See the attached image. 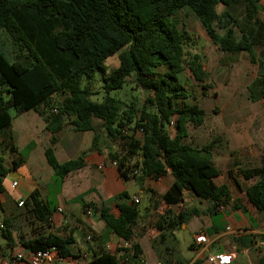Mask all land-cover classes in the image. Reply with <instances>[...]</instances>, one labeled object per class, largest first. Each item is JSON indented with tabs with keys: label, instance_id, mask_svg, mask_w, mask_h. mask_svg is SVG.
<instances>
[{
	"label": "trees",
	"instance_id": "16d2710c",
	"mask_svg": "<svg viewBox=\"0 0 264 264\" xmlns=\"http://www.w3.org/2000/svg\"><path fill=\"white\" fill-rule=\"evenodd\" d=\"M219 5L225 7L222 12ZM185 6L199 17L219 50L245 52L251 63L259 60L258 40L252 34L264 11L262 0H0V132L10 128L16 117L34 110L51 135L45 156L53 169L52 180L45 198L36 188L24 199L29 213L40 224H50L66 177L87 165L85 155L64 162L56 155L59 135L68 123L77 131H94L98 119L109 136L121 138L119 148L110 147L109 157L117 161L124 181L134 179L149 195V206L143 211L140 203H118V216L105 203L97 206L87 202L85 193L75 198L85 211L90 209L105 221V243L114 234L132 244L120 256L103 251L86 264H139L143 248L136 226L143 216L153 209L159 211L155 227L163 235L191 217L201 216L196 206H185V193L209 203L204 213L213 219L210 235L221 231L215 219L221 207L233 203L250 217L241 203L246 198L264 212V165L228 171L242 193L233 200L230 186L214 180L223 172L214 161L211 146L197 147L186 141L189 125H201L207 112L189 100L190 93L180 77L189 69L201 82L207 73L198 54L188 56L190 34L175 20ZM237 6L244 7L240 15L231 11ZM116 54L119 66L108 72L107 60ZM158 68H164L162 74ZM98 77L105 91L102 99L94 98L100 93L95 88ZM130 78L149 92L139 105L111 95ZM247 90L250 101L264 99V58L259 75ZM93 145L101 152L99 134L94 136ZM34 147L35 142H30L18 150L11 136L8 143L0 141V201L4 179L21 166ZM7 152L13 157L11 167L3 157ZM168 174L174 181L166 193L145 187L148 179ZM240 179L255 181L242 191ZM117 198L129 199L130 195L123 191ZM13 220L12 216L4 218L0 230L10 249L19 242L36 251L56 246L63 256L72 255V234L38 232L30 238L23 234L17 238ZM259 264H264V254Z\"/></svg>",
	"mask_w": 264,
	"mask_h": 264
},
{
	"label": "rangeland",
	"instance_id": "374dc122",
	"mask_svg": "<svg viewBox=\"0 0 264 264\" xmlns=\"http://www.w3.org/2000/svg\"><path fill=\"white\" fill-rule=\"evenodd\" d=\"M262 4H264V0H262ZM224 8L223 5H219L218 11L222 12ZM231 11L236 15H240L244 11V7L237 6L232 8ZM175 20L178 22L181 30H186L190 34V40L186 44L188 56L191 57L193 54H198L207 73L204 81L201 82H198L193 78L189 69L183 72L180 77L184 86L190 93L189 100L199 103V105L207 112L205 120L201 125H189V136L186 138V141L194 146L201 147L207 144L211 139H214L216 134L223 130H264V99L258 102L250 101L247 90L248 84L259 75L260 63L264 58V11L259 14L258 21L254 25L252 34L255 40H258L256 51L259 53V60L256 63H251L249 55L245 52L230 54L219 50L216 44L208 38L199 17L189 6L182 8L175 15ZM118 63L119 58L117 54L110 57L107 60L108 72L116 68ZM156 70L159 74H162L164 68H158ZM102 84L103 83L98 77L95 83V88L96 90H99L100 93L94 95V98L102 99L105 95V91L101 87ZM205 84H208L210 87L205 89ZM148 94L149 92L147 90L138 87L131 78L122 89L111 92V95L124 99L127 102L134 100L138 105L146 99ZM95 126L96 130L94 131L82 132L77 131L73 124L68 123L60 133L59 144L56 146L59 160L62 162L71 158L79 157L80 155H85V153L90 152V150L99 152L97 147L93 145L94 136L99 134L101 154L104 159L107 160V166H111L112 160L109 157L110 147L112 146L115 149L119 148L122 139L109 136L105 128L102 127L101 121L98 119H95ZM170 128L171 127H169V129ZM11 132L14 134L21 147H24L32 140L36 141L37 148L34 153V161L38 165L39 171H41V175L38 177V183L41 192L45 197L47 195L46 183L50 180V171L53 172V169L48 164L44 154V149L46 146L50 145V139L48 137L49 132L45 129L43 118L34 110L16 117L10 128L0 132V141L6 143L10 142ZM215 139L217 140L215 146L218 145L216 148L217 151L226 152L229 151L230 148H233V145L230 148L228 147L225 142V137L221 136ZM240 150L242 149H235V154L242 157V153L239 152ZM3 157L6 160L7 165L11 167L13 165V157L10 153L7 152L3 154ZM93 167L95 169L92 171V183L99 189L100 186L104 185L105 177L103 172L96 168L97 164ZM87 169L91 170L92 164H89ZM18 174L20 176L18 179L22 180V182H31V174L28 168L24 167L19 169ZM12 180L13 178L11 174L4 179L5 192L3 193V196H5L8 201L6 204L0 203V223H3L4 218L11 216L14 217L13 233L15 237L18 238L20 234H23L26 238H30L38 232L58 233L62 231V233H68L71 232L72 228H76V225L85 227L84 221L81 220L83 216L88 215L85 212V207L75 200V198L80 195L79 193L87 187L85 181H82L79 186L73 188L71 195L75 194V197L70 198L69 201L62 199L63 212H66L67 216L68 213H70V209L76 210L73 216H71L72 221L68 222L65 219L67 223L63 221L64 223L57 227L52 222L48 225L40 224L34 219L32 214L29 213L28 207L25 204L19 206L17 205L18 202H14V198H12L13 194L11 193L12 197L10 196V192L13 190L11 186ZM220 180L229 181L227 175H225L224 179H219V181ZM69 181L71 180H68V182ZM134 182L136 186L132 187L130 183L124 181L125 186L131 193L139 190L138 182L135 180ZM149 187H152V185L149 184ZM88 192L89 190L84 193ZM63 195L66 197L70 195V193L64 192ZM148 197V193L144 191V196L139 204L142 211L146 210L149 206ZM241 203L244 205L243 201H241ZM186 205L187 204L185 203V206ZM193 205L202 213L200 217H191L184 225L178 227L174 231H167L165 235L159 231L158 235L151 239L149 236H152V233L157 234L155 224L160 216V212L153 209L147 214V216L141 218V221L136 226V231L141 235V242L148 258H151L155 252L158 254L161 261H170L169 264H173L171 261L173 260L176 264L177 262H185L186 259L193 257L194 254L190 249V244L194 241L193 231L198 227L200 220L205 221L208 219V216L204 212H207L209 203L206 200L197 198ZM179 209L180 208L178 207L174 208L176 212H179ZM160 210L162 211L163 208L160 207ZM89 219L94 222L97 230H100L102 227L105 228L106 223L100 218L98 213H93ZM215 219L217 224L223 223L222 215H216ZM85 221H87V217L85 218ZM88 228L89 227L86 226L84 230L77 232L78 240L86 235ZM163 237H166V239H163ZM98 239L99 237L93 238L90 241H97ZM109 241L113 243L112 251L106 247V243H100L102 247L99 251H109L117 253V256H120L121 253H118L119 248H117V245L121 242V239L112 234ZM82 243L85 242L82 241ZM0 244L2 246L0 251L5 254V256L2 257H8L10 252L14 249H10L2 234H0ZM18 246H20L19 242L16 247ZM168 246L172 249L168 248L166 250V247ZM167 251L169 252L168 254ZM91 257L92 255L89 259H91ZM241 264H259V262L257 261L256 256H251L247 262Z\"/></svg>",
	"mask_w": 264,
	"mask_h": 264
},
{
	"label": "crops",
	"instance_id": "0c3cea01",
	"mask_svg": "<svg viewBox=\"0 0 264 264\" xmlns=\"http://www.w3.org/2000/svg\"><path fill=\"white\" fill-rule=\"evenodd\" d=\"M119 66V63H118ZM117 66V67H118ZM24 114V113H23ZM22 114V115H23ZM11 142L18 148V150L23 149L24 147H21L14 134L11 132ZM225 137V142L227 143L228 147L230 148L233 145V148H230L229 151L221 152L217 151L218 145L215 146V142L217 141L215 138L217 137ZM49 139L51 137L49 133ZM214 139H211L207 144L210 145L212 148V152L214 155V161L219 169L222 170V175L217 177L215 182L218 185L221 184H228L230 186L233 200H237L241 197L240 189L237 188V186L234 184L232 178L229 176L228 171L230 169H235L237 171V167L244 166V167H251V166H261L264 165V130H256V131H235V130H223L216 134V137ZM60 140V139H59ZM30 142H35V147L31 150L26 160L21 164V166L16 169L15 171L10 172L13 180L11 183V186L13 190L10 192V196L12 197L11 193L13 194L14 202H18L17 205H19V202L21 199H26L29 197L31 192L35 190L36 188L40 189V185L38 183V177L41 175V171L38 169V165L34 161V153L37 148V143L35 140H32ZM29 142V143H30ZM28 144V143H27ZM59 144H56V146ZM55 146V151H56ZM204 146V145H203ZM48 146H46L47 148ZM199 147V146H197ZM202 147V146H201ZM45 148V149H46ZM242 149L239 152L242 153V157L235 154V149ZM44 149V154H45ZM215 150V151H214ZM243 151V152H242ZM57 155V151H56ZM62 156V155H61ZM85 156L87 157V165L75 172H72L68 177H66L62 191L58 195V206L57 210L54 212L52 217V223H54L57 227H59L62 223L67 221H72L71 216H73L75 210L70 209V213H68V216L66 212H63L62 208V199L69 201L70 198L75 197L76 195H71V192L73 191V188L76 186H79L82 181H85L86 188L81 191L79 194H83L84 192L88 191V193H85V200L87 202H93L97 206H101L102 204H106L111 208L112 213L115 216H118L120 211L118 209L117 204L120 202H128L132 203L134 196H140V203L142 201V198L144 196V191L140 189L134 191L131 193L129 189L125 186L124 180L121 178L120 173L118 171V168L111 164V166H107L108 162L104 159L101 152H95L90 150V152L85 153ZM46 157V156H45ZM58 157V156H57ZM98 157V158H97ZM217 157V158H216ZM68 158V157H67ZM77 158V157H75ZM97 158V159H96ZM59 159V158H58ZM69 160V159H68ZM67 161V160H66ZM244 161V162H243ZM64 162V161H62ZM89 164H92V169L88 170L87 166ZM97 164V169L102 171L104 174V185L100 186L98 189L96 185L92 183L93 180V169H95L93 166ZM101 164H104V167L102 169L99 168ZM28 168L30 170V180L31 182H22V180H19L20 177L18 174L19 169L22 168ZM37 170V172H36ZM50 171V170H49ZM9 174V175H10ZM37 174V175H35ZM53 172L50 171V180L46 183L48 185L52 180ZM225 175H227L229 181L226 180H220L224 179ZM36 176V177H35ZM68 180H71L68 182ZM17 181L18 184L14 186V182ZM174 179L171 174H168L161 179H148L145 183V187H149V184L152 185L153 189L159 193L164 194L167 192L171 184L173 183ZM241 185H242V191L246 190L248 186H250L255 180L245 181L240 179ZM131 184V186H136L134 180L126 181ZM5 186V185H4ZM73 186V187H72ZM47 187V186H46ZM151 187V188H152ZM138 188V187H137ZM41 191V189H40ZM123 191H126L129 193L130 198L129 199H118L117 195ZM64 192L70 193L68 196H64ZM42 193V192H41ZM73 194V193H72ZM43 196V194H42ZM44 197V196H43ZM46 197V196H45ZM44 197V198H45ZM11 198V200H12ZM195 199L193 196L185 193V200L186 204L193 205L195 203ZM8 199L1 195V201L0 203H7ZM244 206L248 209V213L250 215L247 216L242 209H235L234 204L232 203L228 207H221L219 212L220 215H222V221L223 223H218V228L221 229L220 232L216 233L213 231L211 233V236L213 237V244L209 248V250L204 251L200 247L194 245V247L191 249L193 252V257L186 259L185 262L182 263H176V264H211L207 259L206 255L209 252H214L216 250L228 252L233 255L234 260L231 264H241L247 262L251 256H256L257 261L259 262V257L264 254V248H258L257 242L264 241V212L259 211L251 202H249L246 198L243 200ZM61 209V210H60ZM90 210V209H89ZM88 211V210H87ZM88 216H83L81 221H84L85 227L81 225H76V228H72L71 232H68V234H72L74 242L72 243V254L81 253V252H87L89 253V257L92 255L91 259L94 255L102 253L103 251H99L101 249L100 243H105L103 234L105 232V228L102 227L100 230H97L95 228L94 222L89 219L91 215H93V212L88 214ZM208 219L205 221L199 222L198 227L193 231V240L194 235L196 233L205 231L208 232L209 230H212L214 228L213 226V219L210 215H207ZM87 217V221H85V218ZM67 221H66V220ZM64 221V222H63ZM88 228V231L86 235L81 238L80 240L84 241L85 243H82V241L78 240L77 238V232L84 230L85 228ZM160 230L157 229V234L152 233V236L150 235L149 238L156 237L158 235ZM161 232V231H160ZM56 233V232H55ZM60 234H63L62 231L58 232ZM90 234H93V238L99 237L97 241H88V236ZM121 239V238H120ZM163 239H166V237H163ZM142 239L140 240L141 246L142 245ZM194 242H192L190 245H192ZM22 245L18 247H14L13 249H17L21 247ZM106 247L109 248L110 251L113 249V243L111 241L106 242ZM2 246L0 244V250ZM170 248V246L166 247V250ZM75 249V250H74ZM172 249V248H170ZM1 252V251H0ZM109 252V251H107ZM154 252V251H153ZM171 252V251H170ZM12 252H10L9 256ZM112 253V252H110ZM169 252L167 251V254ZM173 253V252H172ZM171 253V254H172ZM4 253L1 252L0 255V264H2L3 260L5 259L3 255ZM113 254V253H112ZM143 255L151 260V261H161V259L158 257V254L154 252V255L151 256V258H148L146 255V252L143 248ZM8 256V257H9ZM7 258V257H6ZM89 259V261L91 260ZM173 264H175L173 260H171ZM163 264H169L170 261H161Z\"/></svg>",
	"mask_w": 264,
	"mask_h": 264
},
{
	"label": "built area",
	"instance_id": "2783aa9c",
	"mask_svg": "<svg viewBox=\"0 0 264 264\" xmlns=\"http://www.w3.org/2000/svg\"><path fill=\"white\" fill-rule=\"evenodd\" d=\"M111 164L116 167L118 165L116 160L112 161ZM103 167L104 164H101L99 166L100 169H102ZM13 184L14 186H16L18 182L15 181ZM133 202L139 204L140 196H134ZM23 205H24V199H21L19 202V206H23ZM87 212L88 214H90L91 210H88ZM2 227L3 225L2 223H0V230ZM93 237L94 235L90 234L87 239L92 240ZM193 242L196 246L200 247L204 251H207L213 244V237L208 232L202 231L194 235ZM257 245L258 248L259 247L264 248V241L257 242ZM117 248H119L118 253L123 254L124 253L123 249H131L132 244L129 241L121 239V242H119ZM113 254L118 255L117 253H113ZM206 259L211 264H231L234 260V257L232 254L228 252L216 250L214 252H209L206 255ZM88 261H89V253L87 252L76 253L66 257L61 254L59 248L56 246H51L48 247L47 249L37 250V251L21 246L17 249H14L11 255L3 260L2 264H86ZM139 264H163V263L161 261H151L142 254L139 259Z\"/></svg>",
	"mask_w": 264,
	"mask_h": 264
}]
</instances>
